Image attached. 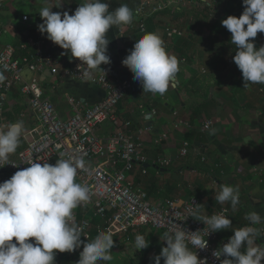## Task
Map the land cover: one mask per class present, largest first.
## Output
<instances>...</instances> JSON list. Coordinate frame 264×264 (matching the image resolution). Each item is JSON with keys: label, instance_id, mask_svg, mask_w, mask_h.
<instances>
[{"label": "crops", "instance_id": "crops-1", "mask_svg": "<svg viewBox=\"0 0 264 264\" xmlns=\"http://www.w3.org/2000/svg\"><path fill=\"white\" fill-rule=\"evenodd\" d=\"M83 2L62 0L59 6L60 0H47V4L45 0H0V45L12 44L18 48L21 43L39 39L54 53L55 61L40 74V81L43 94L54 103L63 118L73 113L69 100L89 107L102 98L104 91L71 75L75 62H81L72 58L70 53L62 55L65 50L47 39L46 33L41 34L37 28L42 23L39 11L44 6L55 5L53 12L68 11L73 14ZM104 2L109 4L110 11L121 4H127L133 10L131 24L112 26L106 33L110 41L106 53L110 57L109 64L119 65L123 77L133 78L134 74L122 64V60L146 32L157 33L169 54L186 58L164 95L143 92L142 88L137 93H128L116 107L119 118L131 121L129 130L135 140L143 141L141 152L148 161L145 164L146 173L143 174L135 166L130 178L154 202L171 198L183 202L195 197L198 200L196 216L209 215L225 207L233 228L254 226L261 229L256 242L264 245V223L251 225L246 219V214L253 211L264 217V91H260L259 84L243 88L241 71L226 65V59L235 55L236 47L231 44V33L215 15L214 4H222L221 0H215L214 4L211 0L209 3H204V0ZM228 5L229 1H226L223 9H227ZM139 8L142 11H138ZM23 15H27L26 21L22 20ZM141 21L145 31L140 29ZM167 27L177 28L183 34L168 37ZM261 42L254 41L255 46L264 45V40ZM32 48L30 46L29 49ZM16 53L20 55L21 51ZM30 75L28 71L23 72L24 78ZM4 119V126L23 121L24 132L17 152L24 147V134L35 123L29 98L20 83L13 85L6 94ZM180 119L186 121L185 126L177 125ZM204 120L211 122L207 131L201 129ZM212 130H215L214 134H210ZM114 133L115 127L108 122L97 128V135L105 144L109 143ZM184 142L188 143L187 152L181 155ZM16 152L9 156L15 157ZM165 157L169 161L158 170L153 163ZM58 159L64 158L54 157L48 163L54 165ZM4 173L10 178L15 172L5 170ZM222 184L239 189V203L235 211L230 202L220 204L214 198ZM86 212L87 209L82 206L74 209L75 222ZM163 233L144 226L113 235L115 247L128 245L124 247L128 253L120 250L115 261H123L127 255H136L137 264H154L153 258L166 246L161 239ZM137 234L149 241L148 248L136 250L134 241ZM231 234V229L217 232L219 240ZM96 235H92L91 240ZM262 262L264 264V259Z\"/></svg>", "mask_w": 264, "mask_h": 264}, {"label": "clouds", "instance_id": "clouds-1", "mask_svg": "<svg viewBox=\"0 0 264 264\" xmlns=\"http://www.w3.org/2000/svg\"><path fill=\"white\" fill-rule=\"evenodd\" d=\"M61 3L62 0L59 6ZM242 4L244 10L239 17L229 15L221 24L231 33V42L236 46L233 60L242 73L243 88H248L250 84H264V45L257 48L254 43L258 32L264 33V0H242ZM53 6H44L39 11L42 23L37 25L38 30L65 50L62 55L70 53L89 70L111 62L106 54L110 42L106 38L108 30L133 21V10L127 4L110 11L104 0H84L73 14L53 12ZM122 64L142 84L143 92L161 96L179 71L178 58L166 51L164 41L155 32H146L136 40ZM4 80L0 73V83ZM23 132V121L0 125V161H7L16 152ZM78 170L87 171L88 167L84 156L76 150L54 165L33 161L0 182V264H55L57 252L71 253L81 245L83 250L76 264L112 260L110 250L114 240L110 231H99L94 239L86 242L81 240L74 209L89 202L90 195L86 185L76 182ZM239 196L238 187L222 184L214 198L220 204L230 202L235 211ZM246 219L251 225L264 223V217L255 211L246 214ZM198 220L210 228L209 233L229 229L234 233L213 252L217 259L224 257L220 264H261L264 245L256 242L261 229L233 228L232 221L223 212L200 214ZM201 232L186 231L180 225L164 232L161 239L166 246L153 258L154 264H161V259L163 264H204L206 260L197 255V249L208 246ZM134 246L137 251L143 250L149 247V241L137 234Z\"/></svg>", "mask_w": 264, "mask_h": 264}, {"label": "built area", "instance_id": "built-area-1", "mask_svg": "<svg viewBox=\"0 0 264 264\" xmlns=\"http://www.w3.org/2000/svg\"><path fill=\"white\" fill-rule=\"evenodd\" d=\"M137 10L142 11V8ZM22 20L26 21L27 15H23ZM140 29L145 31L143 21ZM166 34L174 37L183 33L177 28L167 27ZM256 38L264 40V33L258 32ZM30 46L33 48L29 49ZM19 48L24 53L17 55L16 46L0 45V71L5 77L0 83V125H5L6 94L17 83L22 85V91L29 98V108L35 123L24 134V147L16 152L15 157L9 156L7 161H0V182L9 179L5 173L2 174L5 170L16 172L28 167L33 161L48 163L54 157L67 159L70 154L79 150L88 170H78L76 180L89 188L90 195L89 202L80 205L87 212L76 221L85 242L87 239L91 240L93 229L97 234L99 231H110L112 235H116L144 226L166 232L180 225L186 231H202L200 234L207 239V248L197 249L198 257L206 260L204 264H220L224 257L217 259L213 252L227 243L234 233L222 240L218 239L217 232L209 233L210 228L196 216L198 200L195 197L183 202L178 198L154 202L130 178L135 166L143 167L141 172L146 173L145 164L148 161L141 152L143 141L135 140L129 130L131 121L119 118L116 107L128 93L139 92L143 88L142 84L133 78L123 77L121 67L116 64H102L95 72L75 62L71 75L77 80H86L101 87L104 94L97 103L89 107L69 100L73 113L63 118L54 103L43 94L40 81V74L55 61L54 53L39 39L21 43ZM177 58L179 66L185 64V57ZM227 62L232 64V58H228ZM24 71L31 75L24 78ZM86 71L91 74L85 75ZM107 122L115 127V133L109 143L105 144L97 135V128ZM177 125L185 126L186 121L180 119ZM210 125L209 120H204L201 123L202 131H207ZM187 146L188 143L184 142L181 155L186 154ZM168 161L165 157L158 159L153 165L163 166ZM225 209L227 208L222 207L211 214L223 212L228 217L229 211ZM82 250L83 248L77 251L80 253ZM192 250L195 251L194 248ZM59 256L60 253L57 252L55 258Z\"/></svg>", "mask_w": 264, "mask_h": 264}, {"label": "rangeland", "instance_id": "rangeland-1", "mask_svg": "<svg viewBox=\"0 0 264 264\" xmlns=\"http://www.w3.org/2000/svg\"><path fill=\"white\" fill-rule=\"evenodd\" d=\"M226 1L233 2V4L237 1V0H221L222 4L219 3V5L214 4L215 5V11H216V18L219 19V21L222 19H224V6H226ZM241 2V1H240ZM224 5V6H223ZM213 9V10H214ZM215 19V18H214ZM220 21V22H221ZM262 43V42H261ZM258 87H261L264 91V84H259ZM124 247H128V245L124 246L122 245L121 247H115L113 246V248L110 250L111 251V255H112V260L111 261H99L98 264H137V257L136 255L134 256H128L126 258H123L121 261L120 259H116L117 257V253L121 250H124ZM124 252L128 253V250H124ZM68 254V255H67ZM80 256H79V252L77 250H74L73 252L69 253V252H64V254L60 253V256L55 258V264H76V262L79 260ZM115 261V263L113 262Z\"/></svg>", "mask_w": 264, "mask_h": 264}, {"label": "trees", "instance_id": "trees-1", "mask_svg": "<svg viewBox=\"0 0 264 264\" xmlns=\"http://www.w3.org/2000/svg\"><path fill=\"white\" fill-rule=\"evenodd\" d=\"M243 10H244V9H243V4H242V2L238 1V2H235L234 4L229 3L227 9L224 10V14H225L226 17L229 16V15H234V16L239 17V16L242 14ZM254 41L261 42V41H263V40H260V39L255 38ZM19 44H20V43H19ZM19 44H17V45L19 46ZM231 44H232V43H231ZM235 47H236V46H235ZM257 48H258V47H257ZM17 50H20L21 53L23 52V50H21L19 47L17 48ZM229 58H232V60H233V57H232V56L229 57ZM227 59H228V58H227ZM227 59H226V65H227L228 68H232V69H234V68L237 67L236 64L234 63V60H233V63H232V64H229V63L227 62ZM237 68H238V67H237ZM154 166H155L158 170H159L160 167H161L160 165H154ZM139 168H140V171H141L143 167H139ZM146 170H147V169H146ZM95 234H96L95 230H94V229L91 230V235H95Z\"/></svg>", "mask_w": 264, "mask_h": 264}]
</instances>
